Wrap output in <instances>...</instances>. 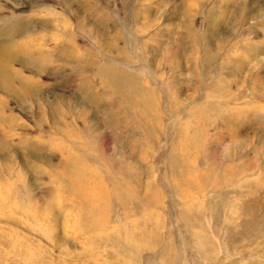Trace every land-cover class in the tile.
Returning <instances> with one entry per match:
<instances>
[{
	"label": "rangeland",
	"instance_id": "obj_1",
	"mask_svg": "<svg viewBox=\"0 0 264 264\" xmlns=\"http://www.w3.org/2000/svg\"><path fill=\"white\" fill-rule=\"evenodd\" d=\"M0 51V264H264V0H0Z\"/></svg>",
	"mask_w": 264,
	"mask_h": 264
},
{
	"label": "bare ground",
	"instance_id": "obj_2",
	"mask_svg": "<svg viewBox=\"0 0 264 264\" xmlns=\"http://www.w3.org/2000/svg\"><path fill=\"white\" fill-rule=\"evenodd\" d=\"M6 47V46H5ZM6 49V48H5ZM3 50V49H2ZM5 51H7V50H5ZM1 52V51H0ZM9 53V52H8ZM3 54H5L4 53V51H3ZM11 54V53H10ZM19 54V53H18ZM17 54V55H18ZM1 55V54H0ZM6 55V54H5ZM20 56V55H19ZM3 56H0V60L2 61L3 60V58H2ZM9 57H11V56H9ZM5 57H4V61H5ZM8 59V58H7ZM7 62V61H6ZM21 62V61H20ZM1 73H3V74H5L6 73V71H4V69L2 68V66L0 65V74ZM113 74V73H112ZM6 189V188H5ZM84 192V191H83ZM87 196V195H86ZM90 199V198H89ZM1 200H3V199H1ZM1 206V205H0ZM2 217V216H1ZM28 217V216H27ZM38 217V216H37ZM31 218V217H30ZM31 219H33V218H31ZM38 222H39V220H38ZM44 226V225H43ZM16 252V251H15ZM23 253V252H22ZM70 263V262H69ZM91 264H96V261H93V262H91Z\"/></svg>",
	"mask_w": 264,
	"mask_h": 264
}]
</instances>
